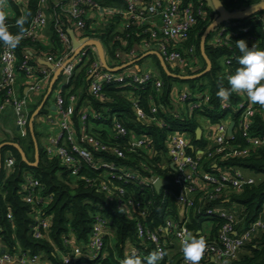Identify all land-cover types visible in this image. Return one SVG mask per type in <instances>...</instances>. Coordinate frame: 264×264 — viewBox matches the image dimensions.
<instances>
[{"label":"trees","instance_id":"obj_1","mask_svg":"<svg viewBox=\"0 0 264 264\" xmlns=\"http://www.w3.org/2000/svg\"><path fill=\"white\" fill-rule=\"evenodd\" d=\"M4 1L5 4L10 5L9 0ZM91 1L103 9L109 8L118 12L126 9V4L122 0ZM190 1L202 9L203 16L198 19L187 40L182 43L181 52L188 53L193 48V58L198 62L195 70H190V68L183 70L179 67L172 69L167 65L171 74L179 76H193L206 69V63L201 56L200 41L214 17L205 0H181L182 4H187ZM220 1L225 9L236 12L254 6L263 0ZM53 2V0H48L47 7H50L49 9H52ZM39 6L40 0H27L24 12H20L16 6L10 5V16H5L0 9V14L6 18L5 23L9 32L19 37V44L15 48L17 65L24 61V55L27 52L31 54L29 59L35 66H37L36 58L51 55L63 56L67 52V47L63 46L56 32L55 21L51 22L50 47L45 48L38 40L24 38L39 10ZM57 18L62 22L61 29L65 32L67 27L71 25V20L68 19V16L60 13L57 14ZM110 18L109 26L96 31H91L89 23L86 21L87 26L82 35L101 43L110 67L113 68L125 62L116 54L123 57L130 50L140 54L142 43L149 39V34L146 27L134 25L125 28L122 32L118 31L116 25L122 22V18L116 15H112ZM18 21L24 22L22 31ZM112 22H115L116 25H113ZM234 25L237 27H233ZM221 27H226L227 31L232 33H226L223 42L219 44H212L208 42L207 38L205 55L211 64V70L201 78L188 81L174 80L164 72L157 58H154L158 71L155 76L157 81L161 83L160 88L155 87V82L152 83L153 85L137 89H134L133 85L129 86V82L111 84L102 89L100 98H94L90 93L86 73L87 68L94 60L89 52L88 59H84L74 69L67 85L61 91V97L65 103L71 96L76 98L71 120L76 145L81 148L89 147L86 141H82L81 114L84 112L100 114L101 119L99 121L88 120L87 136L101 141L110 148L118 147L124 152V159L115 158L110 151L104 154L94 153V159L125 166L137 172L144 179L150 175L160 176L168 182L165 189L169 193L164 194L162 190L156 192L153 187L141 188L111 180L112 187L122 186L125 189L126 196L124 199H136V202L140 203L139 208L127 216L118 208L113 197L96 191L99 181L93 182V185L90 186L82 179H73L61 166L58 159L48 156L46 148L41 145L40 130H38L36 123H33L34 137L38 147L39 161L37 166L30 167L24 163L18 150L14 147L5 146L0 150V244L2 250L9 254L22 251L31 256H38L40 264H63L61 255H66L70 251V248L64 244L65 239L70 238L76 245L84 246L88 241L94 218L100 216L110 221L111 226L109 235L104 241L103 251L92 264H124V260L130 255L131 249L139 251L142 261H146L147 256L153 252L151 244L142 245L138 238L136 233L138 223L155 230L162 227L167 218H171L175 223L185 225L191 236H203L206 243L216 242L221 229L228 224L223 219L205 218L203 213L207 209L233 211L235 220L229 224L236 234L246 231L247 227L257 220H261L264 225V145L252 149L249 156L243 159L220 161L222 154L213 155L212 158H207L206 155L202 156L199 161L201 171L215 172L214 165L226 169L237 167L254 175L257 181L253 186L246 187L241 192L228 191L217 201L210 200L205 193L196 190L191 196L192 207L186 215L182 214V208H179L175 201V197L181 192V187L172 182L173 172L168 167L169 161L163 164L165 156L168 155L166 137L169 133H179L185 136L190 145L187 153L195 156L196 150L205 151L208 146V142L203 138L196 141L195 131L198 128L202 129L200 119H206L213 125L227 118L232 121L238 118V114H234L232 109H221L225 102L221 101L216 93L220 86L228 87V75L241 67L238 62L241 53L236 46L238 40L246 41L248 37L255 38L257 50H264V11L244 21L224 23L218 29ZM245 27L249 28L247 33L238 31V29ZM4 45L3 42H0V53ZM186 56L192 59L189 54ZM227 61L230 64L225 65ZM62 82L64 83V78L60 76L53 92L56 86ZM177 84L186 86L187 92L191 95L205 94L206 97L208 96V100L201 110L189 114L187 104L182 105L173 100L174 85ZM44 95L45 92L37 104L33 105L32 108L30 107L29 117L41 104ZM3 101V93H1L0 105ZM241 101L242 98L233 93L227 103L232 108ZM134 102L138 106L137 109L145 114V119L137 118V109L133 106ZM151 107L158 110L157 115L151 114ZM47 112L48 110L43 107L38 117ZM152 117L165 121L169 128H162L157 122H151ZM114 121L121 124V127L127 132L126 137L116 135ZM250 124L249 136L264 138V114L258 107L250 120ZM241 132L237 126L234 141L228 142L226 145L245 147L246 142ZM136 139H145L148 142V148L151 149L150 155L136 146ZM12 143L17 144L22 149L28 163H34L35 149L30 132H28L27 141L15 137ZM8 156L14 159V166L10 172L4 168V162ZM82 166L81 177L100 179V175L103 174L86 168L83 163ZM145 168L148 170L147 172L144 171ZM27 176L39 182V193L47 199L44 207L25 202L21 186ZM36 214L40 218L49 220L48 230L42 231L45 235L42 239H35L32 234L36 223L34 220ZM204 225L206 226L205 230ZM176 246L173 242L169 244L165 249V258L159 264H178L181 261L182 255L180 250L175 248ZM200 264H264V227L259 234L252 236L251 240L243 245L234 260L214 262L207 257H202Z\"/></svg>","mask_w":264,"mask_h":264},{"label":"built area","instance_id":"obj_2","mask_svg":"<svg viewBox=\"0 0 264 264\" xmlns=\"http://www.w3.org/2000/svg\"><path fill=\"white\" fill-rule=\"evenodd\" d=\"M22 0H9L10 5H14L20 12H24L27 0L21 3ZM53 12L55 14H66L69 20L75 25L79 31L83 32L86 29L85 13L86 8H94L104 14H113L121 17L124 20L125 28L131 26L146 27L148 29L149 39L142 43V48H157L158 53L163 58L166 65L179 67L183 70L190 68L195 70L197 60L194 59L193 48L188 53L181 52L182 43L187 40L189 33L198 19L203 16L202 9L196 7L193 1L187 4H182L181 0H122L126 4L124 11L118 12L113 9H103L94 4L91 0H53ZM56 1V2H55ZM48 0H40L39 10L33 18L30 28L25 34V39L37 40L38 32H41L47 26V17L45 15V6ZM5 1L0 0V9L5 14ZM10 5H7L10 7ZM58 20V19H57ZM55 21V29L58 37L63 44L67 47V52L63 56H46L38 58L45 60L53 66V70L45 67L37 68L30 62L31 54L27 52L24 55V61L17 65L15 48L9 49L6 45L3 46L0 53V94L3 93L4 101L0 105V115L3 111L10 107L15 116V126L18 128L19 134L24 137L29 132V101L26 96H20L16 91V81L18 76L23 75L30 81L27 91L32 95H42L46 92V88L52 79L54 72L62 68L60 76L64 78V83L58 84L57 93L54 97L55 112L59 118V131L55 133L49 140L46 152L51 158L59 160L62 167L73 179H82L86 184L92 186L93 182H98L96 191L104 193L107 196L113 197L118 208L127 216L131 212L137 210L140 206L136 199H130L126 196L125 189L120 187H112L111 180L117 181L122 184H130L136 187H153L157 180L162 179L157 175H150L147 178H141L137 172L130 170L125 166H118L112 162L97 161L94 159V153L104 154L109 151L117 159H124V152L118 147L110 148L108 145L103 144L99 140H94L87 136L86 131L88 127V120L99 121L101 115L92 112H84L80 117L81 131L83 132L82 141L89 144L88 148H81L75 144L74 127L71 120L74 113L76 98L71 96L66 100V103L61 97V91L67 85L72 76L74 69L85 59L89 57V52L94 60L87 68L88 82L90 93L94 98H100L102 89L111 84H123L126 82L129 86L133 85L134 89L145 88L155 82V87L160 88L161 83L158 82L151 71L139 73L133 70H123L117 73H110L102 69L101 63L98 59L97 53L93 48H85L80 54L74 58L65 67L64 64L75 54V49L72 48L71 42L67 35L64 33L62 23ZM233 27H237L234 25ZM239 32L247 33L249 28L245 27L238 29ZM228 32L226 27H221L214 35L212 44H219L223 42L224 35ZM85 38V37H82ZM88 38V37H87ZM246 42L250 48H256V39L248 37ZM142 54V49L141 53ZM189 54L190 58H187ZM139 53L130 50L123 57H121L123 64L120 67L132 60L137 59ZM140 56V55H139ZM230 64L229 61L225 65ZM110 66V65H109ZM112 68V67H111ZM116 68V67H113ZM130 68V67H129ZM153 85V84H152ZM56 90V89H55ZM54 90V91H55ZM242 98L235 107L230 108L228 103H223L221 109H232L234 114H238L235 121L231 119L220 120L216 124H211L213 134L210 137L212 144H208L207 150H196L195 156L187 153L190 149L188 139L179 133H169L166 137L167 154L169 156L168 167L173 172L172 182L181 187L180 194L175 197L176 203L182 208V214L186 215L192 207V194L199 190L205 193L210 200H219L223 194L231 192H241L244 188L253 186L256 183V178L248 175L242 169L232 167L231 169L221 168L214 165L215 172L201 171L199 161L202 156L206 155L207 158H212L213 155H221L220 161L229 159H243L249 156L252 149L259 148L264 145V138L250 137L248 129L250 127V120L256 113V108L264 114V105L253 104L246 93H236ZM173 100L179 104L188 105V113L199 111L208 100L205 94L191 95L188 92H180L173 94ZM190 102V103H188ZM133 106L137 109V104L134 102ZM152 115H157V109L150 108ZM137 118L145 119V114L138 110L136 111ZM151 122H157L162 128H169L165 121L157 120L152 117ZM229 122L234 123L232 133L228 135ZM115 133L118 137H126L127 132L121 127L118 121H114ZM238 128L241 129L242 137L246 142L245 147L238 145H226L228 142L234 141V135ZM136 146L146 151L148 155L151 149L148 148V142L145 139H136ZM71 147V150H69ZM75 154V155H74ZM82 163L86 168L103 173L100 179H89L81 177ZM14 166V159L8 156L4 162V168L10 172ZM166 167V166H165ZM164 167V168H165ZM163 168V169H164ZM145 172L148 170L145 168ZM102 177V178H101ZM168 185V182H167ZM166 188V187H165ZM162 188L164 194L169 191ZM21 192L24 194L26 203L44 207L47 199L40 195L39 182L27 176L25 182L21 186ZM204 217L207 219L219 218L226 220V224L220 231L216 242L206 243V249L202 257H207L214 262L234 260L246 242L251 240L252 236L259 234L264 225L261 220L249 225L246 231L236 234L229 223L235 220L233 211L224 210H206ZM10 217V216H8ZM35 226L32 230L35 239H42L45 235L42 231H47L49 227V220L40 218L38 214L34 215ZM111 222L100 216H96L92 223L88 241L84 246H78L70 238H66L64 244L70 248L66 255H61L63 264H92L101 255L104 248L105 238L109 235V228ZM136 233L141 240L142 245L145 243L151 244L154 251H161L164 253L165 249L172 242L177 244L180 249L181 261L178 264H185L182 243L185 237L191 236L188 228L185 225L175 223L171 218H167L164 225L155 230H151L144 224L138 223L136 226ZM131 255L142 259L137 249H131ZM161 260L160 262H162ZM0 264H40L38 256H31L26 252L19 251L16 254H9L2 250L0 244ZM169 264V263H168Z\"/></svg>","mask_w":264,"mask_h":264},{"label":"water","instance_id":"obj_3","mask_svg":"<svg viewBox=\"0 0 264 264\" xmlns=\"http://www.w3.org/2000/svg\"><path fill=\"white\" fill-rule=\"evenodd\" d=\"M205 3L207 5V7L213 12L214 17H213L212 23L204 31V33L201 37V41H200L201 56L206 63V69L203 72H201L200 74H196L193 76H179V75L171 74L168 71V66L166 65L163 58L158 53L157 48H155V47H151L149 49L143 47L142 48L143 54L141 56H139L137 59L132 60L131 62H128V63H126L120 67L111 68L109 66L110 64H109L108 57L105 54L104 49H103V47L99 41L92 40V39H89L87 37L77 40L71 31H68L67 33H68L69 38H70L71 46L73 49H75V54L73 55V57H71L69 60H67L65 62L63 67L68 65L74 58H76L83 49L93 48L95 50V52L97 53V56H98V59L101 63L102 69L107 71V72H110V73L121 72L123 70L128 69L131 66H135L138 62H140L141 60L145 59L148 56H155L157 58V60L159 61L160 66L164 70V72L174 80L188 81V80H195V79L201 78L211 70V64L205 55V43H206V40L209 37V35L216 28H218L220 25H222L224 23L231 22V21H244V20H247V19L251 18L252 16L264 11V0L261 1L260 3L256 4V5H254V6H251L249 8L244 9V10L236 11V12H231V11H228L227 9H225L220 0H205ZM38 62L41 65H43L44 67H46L47 69L53 70V66L50 63H48L47 61L38 60ZM173 67H176V66L173 65ZM61 73H62V68H59L54 72L52 79L49 82L47 91L44 95V98H43L41 104L33 112V114L31 115V117L29 119V126L28 127H29L30 135L33 139L34 149H35V161H34V163H28L27 162L24 152L22 151V149L17 144H15V143L0 144V150L5 146H11V147H14L15 149H17L19 154L22 157V161L24 163L28 164L30 167L37 166L38 161H39V159H38V147H37V142H36V139L34 137V131H33V123H34L35 118L38 117L42 108L44 107V105L48 101V98L52 94L53 88H54L57 80L59 79ZM53 110H55L54 107H53ZM233 127H234V123L231 122L229 124V127H228V135H230L232 133ZM16 131H18V128H16ZM195 136H196V141H199L201 139L202 130L200 128H198L195 131ZM0 169H1V156H0ZM157 181L154 184V189L156 190V192H159L162 188H165L167 186V182L165 180H162V179H159Z\"/></svg>","mask_w":264,"mask_h":264},{"label":"clouds","instance_id":"obj_4","mask_svg":"<svg viewBox=\"0 0 264 264\" xmlns=\"http://www.w3.org/2000/svg\"><path fill=\"white\" fill-rule=\"evenodd\" d=\"M5 19V16L0 14V42L9 49H14L19 44V37L9 32ZM23 23L18 21L21 31ZM236 46L241 53L238 61L241 67L228 75V87L220 86L216 95L227 103L233 93L244 92L253 104L264 105V50L250 48L243 39L238 40ZM205 249L206 240L203 236L185 237L181 249L185 264H200ZM163 257V252L154 251L147 256L146 261H142L130 254L124 264H159Z\"/></svg>","mask_w":264,"mask_h":264},{"label":"crops","instance_id":"obj_5","mask_svg":"<svg viewBox=\"0 0 264 264\" xmlns=\"http://www.w3.org/2000/svg\"><path fill=\"white\" fill-rule=\"evenodd\" d=\"M25 0H22L21 3H23ZM56 2V1H55ZM48 4V3H47ZM47 4L45 6V15L47 17V26L41 31V32H38V35H37V40L45 46V48H48L50 47V38H51V22L52 21H56L58 18H57V14H55L53 12V8L52 9H49L50 7H47ZM5 14L7 16H10L11 15V7L5 5ZM109 9V8H108ZM62 15V14H61ZM66 15V14H65ZM113 14H108L107 12H104V14H100L99 11H97L96 9L94 8H86V13H85V19L87 21V23H89V29L91 31H96V30H102L104 29L106 26H109V23H110V20H111V16ZM115 16V15H113ZM60 24L62 23L60 21V19L57 20ZM71 25H69L67 27V29L65 30V34L67 35V37L69 38V35H68V31H71L74 35V37L79 40L83 37L82 35V32L79 31L77 28H75V25L71 22L70 23ZM113 25H116L115 22H112ZM116 30L118 31H124L125 30V23H124V20L122 19V22H120L119 24L116 25ZM70 40V38H69ZM143 54V53H142ZM142 54H139L140 56ZM138 55V57H139ZM150 57H155V56H148L146 57L145 59L141 60L140 62H138L135 66H131L130 68H128L129 70H133V71H137V72H147V71H151L152 74L154 75V77L156 78L155 75H157L155 73V70L153 68H142L140 66L141 62L146 60V59H149ZM156 58V57H155ZM37 59V68H43L44 66L41 65L38 60H41V59ZM35 59V60H36ZM172 69H175L176 67H173V66H170ZM46 68V67H45ZM30 81L27 80L25 77L23 76H18L17 78V81H16V91L17 93L20 95V96H26L29 103V107L30 104L31 105H35V99H31L30 96H33L35 97L36 95H32L30 94L27 89H28V85H29ZM185 89L183 90H180L178 89L175 85H174V93H180V92H187V88L186 86H184ZM47 89V88H46ZM47 91V90H46ZM53 92V91H52ZM46 93V92H45ZM57 93V90H55V92L53 94L56 95ZM54 95V97H55ZM173 97V95H172ZM44 107L48 110V112L44 115H40L39 117H37L34 121V123H36V126L38 128V130H40V133H41V139L40 141L43 139V137H45L44 139V145L43 147L46 148L48 146V143H49V140L50 138L59 131V118L55 112V110H53V107H54V99H53V102H50L48 103V101L46 102V104L44 105ZM55 108V107H54ZM43 109V108H42ZM6 119V121H8V126L12 123V129H14L16 131V126L14 125V117L12 116L13 115V110L10 108V107H7L3 113H2ZM11 115L10 116V119L9 118H6L7 115ZM3 117V118H4ZM229 120V118H227ZM226 119V120H227ZM12 120V122H11ZM200 123L201 125H204L205 129L208 131L206 137L210 140V137L211 135L213 134V130H212V126L210 124V122L206 119H200ZM231 122H229L230 124ZM5 124V123H4ZM43 128H47L48 130H50L51 134L50 135H45L41 132V130ZM202 130V136H201V139L203 138L204 139V134H203V129ZM4 142H2L1 144L3 143H8L6 142V139L7 137L10 135L11 133V130H7L5 127H4ZM6 133L8 135H6ZM1 135V134H0ZM7 136V137H6ZM6 138V139H5ZM208 139H206L208 141ZM254 178H256L254 175L252 174H248ZM180 208V207H179ZM231 211V210H230ZM175 244V242L173 243ZM177 245V244H176Z\"/></svg>","mask_w":264,"mask_h":264},{"label":"rangeland","instance_id":"obj_6","mask_svg":"<svg viewBox=\"0 0 264 264\" xmlns=\"http://www.w3.org/2000/svg\"><path fill=\"white\" fill-rule=\"evenodd\" d=\"M217 30H218V28H216L210 35H209V37H208V42H213V38H214V35H215V33L217 32ZM155 57H150L149 59H146V60H144V61H142L141 62V64H140V66L142 67V68H153L154 70H155V73L156 74H158V71H157V66H156V64H155V59H154ZM178 89H180V90H183V89H185V87L184 86H182V85H175ZM58 85L56 86V90L58 89ZM55 92V91H54ZM53 92V93H54ZM51 94L50 95V97L48 98V103H50V102H53V99H54V95L55 94ZM30 98L31 99H35V104H37V102L40 100V98H41V95H36L35 97H33V96H30ZM30 106H31V108H32V106L33 105H31L30 104ZM39 107V106H38ZM28 111H30V107H29V110ZM5 115V114H4ZM4 115L3 114H1L0 115V142H4V127L7 129V130H11V133H10V135L7 137V139H6V142H8V143H12V141H13V139L15 138V137H19V138H22V139H25L26 141L28 140V134L26 135V136H24V137H22L20 134H19V132L18 131H15L14 129H12V123L8 126V121H6V119H5V117H4ZM10 114L9 115H7L6 116V118H9L10 119ZM13 117H14V125H15V116H14V113H13V115H12ZM4 117V118H3ZM11 122H12V120H11ZM5 123V124H4ZM201 128L203 129V134H204V140H206V139H208L207 137H206V135H207V133H208V131L205 129V127H204V125H201ZM41 132L43 133V134H45V135H50L51 134V132H50V130H48L47 128H43L42 130H41ZM6 135H8L7 133H6ZM42 138V137H41ZM44 139H45V137H43V139L41 140V145L43 144L44 145ZM206 142H208V144H212V140H209L208 139V141L206 140ZM42 145V146H43ZM167 161H169V156L168 155H166L165 156V162H163V164H166V162ZM248 174V173H247ZM206 226L204 225V230L206 229L205 228ZM176 249H178V250H180L179 249V247L178 246H176L175 247ZM181 256V255H180Z\"/></svg>","mask_w":264,"mask_h":264}]
</instances>
